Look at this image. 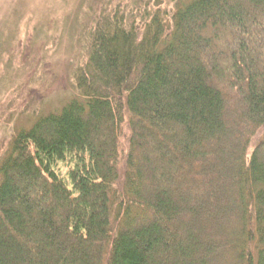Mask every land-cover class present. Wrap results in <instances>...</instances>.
Here are the masks:
<instances>
[{"label": "trees", "instance_id": "1", "mask_svg": "<svg viewBox=\"0 0 264 264\" xmlns=\"http://www.w3.org/2000/svg\"><path fill=\"white\" fill-rule=\"evenodd\" d=\"M87 55L0 157V264H264V0L103 12Z\"/></svg>", "mask_w": 264, "mask_h": 264}, {"label": "rangeland", "instance_id": "2", "mask_svg": "<svg viewBox=\"0 0 264 264\" xmlns=\"http://www.w3.org/2000/svg\"><path fill=\"white\" fill-rule=\"evenodd\" d=\"M178 1L0 0V157L19 130L80 95L77 74L101 13L148 4L168 14Z\"/></svg>", "mask_w": 264, "mask_h": 264}]
</instances>
